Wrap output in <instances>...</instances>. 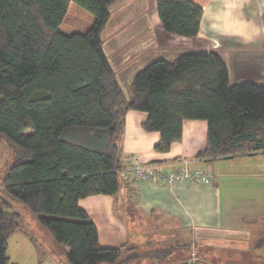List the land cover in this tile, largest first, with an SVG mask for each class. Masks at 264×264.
<instances>
[{"label": "trees", "instance_id": "1", "mask_svg": "<svg viewBox=\"0 0 264 264\" xmlns=\"http://www.w3.org/2000/svg\"><path fill=\"white\" fill-rule=\"evenodd\" d=\"M115 1L0 0V133L14 152L0 182V264H18L7 247L22 230L20 214L1 191L38 218L68 264L172 263L179 244L102 247L78 204L117 192L129 110L146 112L141 126L160 133L157 151L181 139L183 120L202 119L206 144L197 158L210 163L264 153V83L231 82L216 50L156 58L134 75L128 94L121 89L101 38ZM155 1L166 33L197 36L201 5Z\"/></svg>", "mask_w": 264, "mask_h": 264}, {"label": "crops", "instance_id": "2", "mask_svg": "<svg viewBox=\"0 0 264 264\" xmlns=\"http://www.w3.org/2000/svg\"><path fill=\"white\" fill-rule=\"evenodd\" d=\"M193 1L203 10L195 38L166 33L155 0H118L109 5L102 45L126 94L134 75L154 59H174L198 50H216L227 64L231 82L264 83V0ZM146 117V112L136 110L124 116L117 192L78 201L97 228L99 244L138 248L154 240L160 248L175 241L173 245L189 248L187 264H264V153L210 163L197 158L206 144L207 123L202 119L183 120L181 139L169 150L157 151L160 133L142 128ZM182 159L189 160L192 170L212 171L214 180L132 182L130 174L123 173L133 160L177 169ZM19 231L22 239L28 237ZM190 250L196 253L193 260Z\"/></svg>", "mask_w": 264, "mask_h": 264}, {"label": "rangeland", "instance_id": "3", "mask_svg": "<svg viewBox=\"0 0 264 264\" xmlns=\"http://www.w3.org/2000/svg\"><path fill=\"white\" fill-rule=\"evenodd\" d=\"M26 130L25 132H27ZM14 160V152L11 143L8 139L0 133V182L8 169L9 165ZM2 195L10 202L11 207L20 214V223L22 225V230L27 233L28 237L22 239L19 235L20 231L13 233L8 239L7 253L10 256L11 262L18 264H68L65 259V254L63 248L57 244L51 234L47 229L38 221V218L29 212L24 205L13 195L7 194L1 191ZM121 211V208H119ZM132 230V229H131ZM153 242H155L153 240ZM149 244L148 246L141 245L138 246L139 250H149L151 248H156L159 243ZM183 241L178 243H182ZM185 242V241H184ZM175 241H170L167 246H174ZM136 244V243H133ZM54 245L58 246L56 249ZM196 251V250H195ZM189 253V248L182 245L174 251V253L169 257V264L177 263L178 261H183V258H187ZM192 254L196 256L194 251L190 250V258ZM198 254V251H197ZM149 261L146 259L141 261L140 264H148ZM181 264H187L183 262Z\"/></svg>", "mask_w": 264, "mask_h": 264}, {"label": "built area", "instance_id": "4", "mask_svg": "<svg viewBox=\"0 0 264 264\" xmlns=\"http://www.w3.org/2000/svg\"><path fill=\"white\" fill-rule=\"evenodd\" d=\"M187 159L181 160V165L177 169H168L159 163H141L133 160L127 168L123 170L126 175L130 174L132 182L137 181H156L166 184L174 182H203L210 183L214 180L215 175L210 170H192L188 168ZM191 259H195L192 254Z\"/></svg>", "mask_w": 264, "mask_h": 264}]
</instances>
